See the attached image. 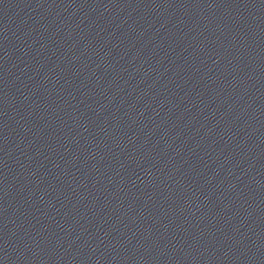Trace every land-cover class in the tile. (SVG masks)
Returning <instances> with one entry per match:
<instances>
[{
    "label": "water",
    "instance_id": "obj_1",
    "mask_svg": "<svg viewBox=\"0 0 264 264\" xmlns=\"http://www.w3.org/2000/svg\"><path fill=\"white\" fill-rule=\"evenodd\" d=\"M0 264H264V181L0 8Z\"/></svg>",
    "mask_w": 264,
    "mask_h": 264
}]
</instances>
